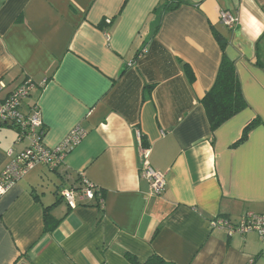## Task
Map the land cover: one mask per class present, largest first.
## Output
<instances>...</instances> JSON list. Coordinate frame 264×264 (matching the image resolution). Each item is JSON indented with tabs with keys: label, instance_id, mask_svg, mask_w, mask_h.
Wrapping results in <instances>:
<instances>
[{
	"label": "crops",
	"instance_id": "0c3cea01",
	"mask_svg": "<svg viewBox=\"0 0 264 264\" xmlns=\"http://www.w3.org/2000/svg\"><path fill=\"white\" fill-rule=\"evenodd\" d=\"M184 1L0 0V99L33 84L22 110H38L46 149L85 133L0 197V264H264L256 233L210 226L264 212V0ZM223 54L247 106L212 130L201 99ZM28 146L0 126V173ZM140 147L165 175L159 196ZM80 175L99 194L70 205L58 192ZM45 209L60 223L44 235Z\"/></svg>",
	"mask_w": 264,
	"mask_h": 264
},
{
	"label": "built area",
	"instance_id": "2783aa9c",
	"mask_svg": "<svg viewBox=\"0 0 264 264\" xmlns=\"http://www.w3.org/2000/svg\"><path fill=\"white\" fill-rule=\"evenodd\" d=\"M221 23L232 28L235 20L226 13L220 14ZM109 22V21H107ZM33 89L30 81H24L5 99H0V126H11L17 134L18 140H27L29 146L8 164L0 173V197L6 194L21 178L38 165H46L51 170L57 169L63 163L66 155L85 137V133L75 128L68 133L55 149H46L43 144L45 129L36 108L23 112L22 105ZM141 175L149 185L151 195L159 196L165 189V175L151 167L149 163L150 149L140 147ZM78 187L61 188L59 196L70 205L93 201L99 194L88 180L79 176ZM101 203V202H100ZM212 228L226 229L230 235H246L256 233L263 245L264 254V212L260 215L246 214L238 223L232 224L223 218H216L210 222Z\"/></svg>",
	"mask_w": 264,
	"mask_h": 264
},
{
	"label": "trees",
	"instance_id": "16d2710c",
	"mask_svg": "<svg viewBox=\"0 0 264 264\" xmlns=\"http://www.w3.org/2000/svg\"><path fill=\"white\" fill-rule=\"evenodd\" d=\"M180 5H188L184 0H168L163 6L161 14L176 10ZM214 35L223 51L225 48V40ZM210 127L212 130L217 129L221 124L239 114L246 108V102L243 98L234 63L230 61L224 54L222 56L217 75L212 88L201 99ZM246 131V130H245ZM245 138V134L241 140ZM75 184V187H78ZM60 222L55 220L47 209L44 210L43 216V234L53 232ZM133 264H139L134 258L128 257ZM143 264H171L164 261L160 257L153 255Z\"/></svg>",
	"mask_w": 264,
	"mask_h": 264
}]
</instances>
